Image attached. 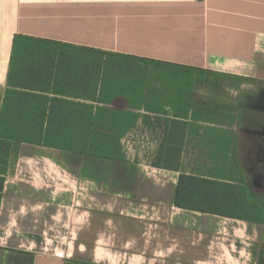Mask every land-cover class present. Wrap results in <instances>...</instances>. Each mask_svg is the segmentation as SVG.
<instances>
[{"label":"crops","instance_id":"1","mask_svg":"<svg viewBox=\"0 0 264 264\" xmlns=\"http://www.w3.org/2000/svg\"><path fill=\"white\" fill-rule=\"evenodd\" d=\"M0 264H264V0H0Z\"/></svg>","mask_w":264,"mask_h":264},{"label":"trees","instance_id":"2","mask_svg":"<svg viewBox=\"0 0 264 264\" xmlns=\"http://www.w3.org/2000/svg\"><path fill=\"white\" fill-rule=\"evenodd\" d=\"M194 183H200V185H203L207 191L215 189L213 188V186H209L203 181L180 175L174 200V204L176 207L193 211L194 209H199L202 207L200 203H194V198L192 197V195L194 194V186L196 185Z\"/></svg>","mask_w":264,"mask_h":264},{"label":"rangeland","instance_id":"3","mask_svg":"<svg viewBox=\"0 0 264 264\" xmlns=\"http://www.w3.org/2000/svg\"><path fill=\"white\" fill-rule=\"evenodd\" d=\"M147 137V136H146ZM142 141L143 140H146V138H144V137H142V138H140ZM102 145H104V141H102L101 143H97L96 145H95V149L96 150H99V149H102ZM124 146H126V144L124 143ZM156 156L157 155H155V154H153V153H151V152H145V154L144 155H142V157H146V158H152V157H155L156 158ZM154 158V159H155Z\"/></svg>","mask_w":264,"mask_h":264}]
</instances>
